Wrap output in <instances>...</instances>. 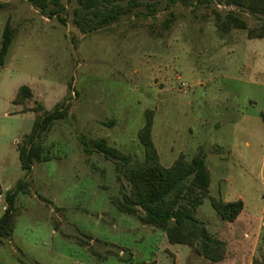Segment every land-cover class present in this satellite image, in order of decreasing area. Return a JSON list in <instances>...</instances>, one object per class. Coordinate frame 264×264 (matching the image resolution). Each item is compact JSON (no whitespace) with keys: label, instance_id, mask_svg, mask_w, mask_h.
Segmentation results:
<instances>
[{"label":"rangeland","instance_id":"1","mask_svg":"<svg viewBox=\"0 0 264 264\" xmlns=\"http://www.w3.org/2000/svg\"><path fill=\"white\" fill-rule=\"evenodd\" d=\"M62 4L64 24L25 0H0V47L5 25L14 31L0 66V217L6 192L28 184L11 237L0 238V264H252L264 256V40L218 31L213 11L237 9L217 0L163 1L153 17L141 7L91 34L73 24L76 0ZM244 16L250 27L264 21ZM22 86L31 96L16 106ZM67 102L68 117L41 139L51 160L22 171L17 148L41 114L33 109ZM146 110L164 167L205 151L209 197L195 217L226 244L220 262L169 244L110 202L120 182L129 190L125 166L116 172L119 161L94 144L141 160ZM210 198L241 201L243 210L225 222Z\"/></svg>","mask_w":264,"mask_h":264},{"label":"trees","instance_id":"2","mask_svg":"<svg viewBox=\"0 0 264 264\" xmlns=\"http://www.w3.org/2000/svg\"><path fill=\"white\" fill-rule=\"evenodd\" d=\"M38 9L47 18L60 17L64 10L63 0H25ZM70 1V0H68ZM166 1L167 7L177 2L187 6L189 0H76L73 9V24L84 34H91L117 22L121 17L132 14L135 10L145 7L153 17L158 6ZM212 0H199V4H208ZM226 7L237 9L224 14L213 11L215 28L222 33L232 30L244 31L248 40H264V21L255 27H250L244 14L264 17V0H217ZM172 16V15H171ZM171 20L167 19L165 27ZM14 31L7 23L2 33L0 47V66L8 53ZM28 86L18 89L12 103L23 106L30 98ZM69 102L58 104L51 111L42 107L33 109L36 116L31 132L24 137L23 143L17 148L21 170L29 173L35 163H46L51 159L46 155L42 146V137L50 131L57 121L65 120L69 115ZM24 113L28 112L25 108ZM154 112L145 111V121L138 130L137 137L143 148V158L133 161L130 156L122 155L108 148L103 141L95 143V147L105 158L117 161L116 172L125 166V177L129 190L120 182L119 196L111 197V204L118 212L134 216L143 226H150L162 231L167 242L172 245L192 247L194 252L212 263L225 258L226 244L214 238L205 225L195 217V212L203 200L209 197L211 182L210 171L206 166V154L203 148L187 158L180 154L169 167H164L154 145L152 132ZM217 153L222 150L216 148ZM28 184L20 181L14 191L5 194L6 208L0 217V238L11 237L15 228L16 198L19 193H27ZM216 214L225 222L232 223L243 210L241 201L223 202L210 198ZM88 243L85 242V246ZM154 264V263H151ZM252 264H264V256L255 259Z\"/></svg>","mask_w":264,"mask_h":264}]
</instances>
